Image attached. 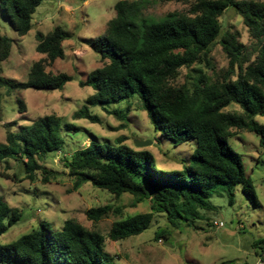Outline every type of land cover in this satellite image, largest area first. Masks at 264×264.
Returning a JSON list of instances; mask_svg holds the SVG:
<instances>
[{
    "label": "trees",
    "instance_id": "1",
    "mask_svg": "<svg viewBox=\"0 0 264 264\" xmlns=\"http://www.w3.org/2000/svg\"><path fill=\"white\" fill-rule=\"evenodd\" d=\"M46 0H0V12L19 36L32 28L36 7ZM176 2L189 5L187 13H168L159 20L145 15L156 3ZM233 9L248 32L255 37V59L246 57L245 47L237 35L222 32L219 18ZM35 51L44 58L34 62L25 82L0 77V88L7 94L18 90L61 91L73 80L67 74L53 75L45 65L65 58L62 43L69 34L60 27L47 34L35 35ZM228 59V67L216 71L210 57L215 43ZM87 46L102 66L91 71L80 88L93 93L85 105L73 113L74 120L100 124L90 107L122 121L121 110L107 109L111 104L136 99L160 136L174 146L195 141L181 170L170 174L159 172L154 156L146 150H135L124 144H89L64 157L61 163L77 189L84 183L119 198L129 194L135 203L147 201L150 212L120 219L112 224L107 238L112 242L140 235L154 215L164 214L168 227L155 232V240L169 239L170 228L191 226L204 220V213L214 209L210 198L219 191L234 200V190L254 196L250 178L246 177L241 156L230 146L231 130L248 132L259 138L264 148V2L240 0H119L104 34ZM12 43L0 35V65L11 54ZM197 66V68H192ZM182 68L195 75L182 85L174 82ZM18 113L26 111L20 99L15 101ZM237 105L241 112H225ZM7 127V126H6ZM78 131L55 115L44 116L23 125L19 130L6 128L5 144L0 145V163L17 162L26 180L47 183L55 172L43 162L63 149L61 132ZM7 179L17 180L13 174ZM121 213L111 206L91 208L87 220L98 223L110 214ZM21 220L16 208L0 198V236ZM106 237L88 230L72 219L63 222L55 232L45 222L29 233L6 244H0V264H119L106 252ZM257 258L264 257V240L255 243Z\"/></svg>",
    "mask_w": 264,
    "mask_h": 264
},
{
    "label": "rangeland",
    "instance_id": "2",
    "mask_svg": "<svg viewBox=\"0 0 264 264\" xmlns=\"http://www.w3.org/2000/svg\"><path fill=\"white\" fill-rule=\"evenodd\" d=\"M119 0H46L41 2L32 15V28L19 37L0 12V35L11 40L10 57L0 65V77L15 82H25L31 65L44 58L35 51L37 33L47 34L60 27L69 34L62 43L65 58L45 65L47 73L67 74L73 78L63 90L43 92L37 90H15L7 94L0 88V145L5 144L6 128L19 130L38 118L55 115L63 123L71 124L78 131L61 132L64 141L62 151L48 156L43 165L55 172L54 179L47 183L39 180L30 182L21 172L19 164L13 160L0 163V198L10 207L16 208L21 220L0 236V244L6 245L22 235L31 232L39 223H48L55 232L61 230L68 219L76 221L88 230H94L106 237V252L115 257L119 264H254L258 249L255 243L264 240V148L259 138L248 132L231 130L229 143L241 156L246 177L250 178L254 196L243 193L241 187L234 190V200L230 205L228 195L219 191L210 198L214 209L204 213V220L191 226L180 225L171 229L169 239L155 240V232L168 227L164 214H156L150 225L138 236L112 242L107 238L112 224L138 214L150 212L147 201L135 203L132 196L123 194L119 198L105 191L93 188L89 183L74 187L75 180L68 176L61 160L74 151L86 147L91 140L101 144L115 145L124 138V144L135 150L149 151L159 172L170 174L181 170V163L188 160L195 148V141H187L174 146L150 124L146 114L136 106V99L111 104L107 109L121 110L126 115L122 121L108 115L100 107H90V113L99 117L100 124L86 120H74L73 113L85 105L86 98L93 93L89 87L80 88L78 83L100 68L103 63L87 46L102 36L107 22L113 16V7ZM264 2V0H240ZM190 6L167 2L149 7L145 15L159 20L168 13H187ZM222 32L237 35V40L245 47L246 57L255 59L256 39L246 30L242 18L227 9L219 18ZM210 57L216 71L228 67V59L217 42L211 49ZM197 66H192V68ZM195 74L182 68L175 86L182 85ZM20 99L26 111L18 113L15 101ZM225 112L241 110L230 105ZM257 121L264 125V117ZM7 126V127H6ZM151 141L152 144L136 148L133 141ZM13 174L17 180L7 179ZM109 205L119 214L93 223L86 218L91 208ZM220 223L222 224L220 226Z\"/></svg>",
    "mask_w": 264,
    "mask_h": 264
},
{
    "label": "water",
    "instance_id": "3",
    "mask_svg": "<svg viewBox=\"0 0 264 264\" xmlns=\"http://www.w3.org/2000/svg\"><path fill=\"white\" fill-rule=\"evenodd\" d=\"M152 144V142L151 141H143V142H141V141H133V145H134V147H136V148H143V147H146V146H148V145H151Z\"/></svg>",
    "mask_w": 264,
    "mask_h": 264
},
{
    "label": "built area",
    "instance_id": "4",
    "mask_svg": "<svg viewBox=\"0 0 264 264\" xmlns=\"http://www.w3.org/2000/svg\"><path fill=\"white\" fill-rule=\"evenodd\" d=\"M221 225H222V224L220 223V226H221ZM254 264H264V257H263V258H259V259H257L256 262H255Z\"/></svg>",
    "mask_w": 264,
    "mask_h": 264
}]
</instances>
